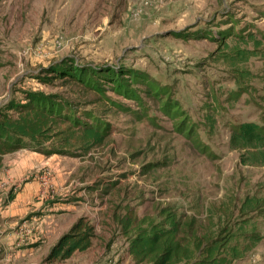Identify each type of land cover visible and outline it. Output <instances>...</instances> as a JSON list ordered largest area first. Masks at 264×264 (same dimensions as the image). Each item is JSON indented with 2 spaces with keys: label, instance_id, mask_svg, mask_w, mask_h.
<instances>
[{
  "label": "rangeland",
  "instance_id": "rangeland-1",
  "mask_svg": "<svg viewBox=\"0 0 264 264\" xmlns=\"http://www.w3.org/2000/svg\"><path fill=\"white\" fill-rule=\"evenodd\" d=\"M238 51L247 59L230 64ZM72 65L111 68L141 101L109 82L97 101L53 77ZM146 79L162 88L158 101ZM30 94L66 100L110 131L86 155L74 148L72 173L46 194L80 202L96 227L92 247L47 263L42 243L14 264H136L120 224L129 210L157 218L169 206L205 218L224 202L237 214L245 195L264 196V0H3L0 112ZM234 264H264V239Z\"/></svg>",
  "mask_w": 264,
  "mask_h": 264
},
{
  "label": "trees",
  "instance_id": "trees-1",
  "mask_svg": "<svg viewBox=\"0 0 264 264\" xmlns=\"http://www.w3.org/2000/svg\"><path fill=\"white\" fill-rule=\"evenodd\" d=\"M253 41L259 47L260 41ZM246 59L243 51H238L228 61L236 64ZM53 73V77L59 76L71 84L81 85L85 91L95 92L97 101H102L99 99V93L103 95L101 85L108 82L114 91L122 92L125 97L130 96L136 102L142 99L124 82L123 76L111 68L97 70L72 65L54 68ZM131 79L137 77L134 75ZM139 83L147 88L146 95L154 101L163 94L162 88L148 79ZM26 101L9 113L0 112V162L5 154L21 149L70 156L76 148L84 151L79 155H86L101 146L110 131L108 124L101 125L97 117L89 116L86 111L79 114L80 110H75L66 100L61 102L62 99L55 100L52 96L30 94ZM163 108L170 117L179 113L178 107L171 111L169 105ZM66 123L70 125L62 128ZM235 210L236 205L225 202L210 208L205 218L169 206L161 208L157 218H139L129 210L120 224L129 244V254L136 264H234L264 239L257 222L264 218V196L247 194L240 201L237 214ZM95 237V225L87 217H81L52 247L45 261H64L76 252L87 251Z\"/></svg>",
  "mask_w": 264,
  "mask_h": 264
},
{
  "label": "crops",
  "instance_id": "crops-1",
  "mask_svg": "<svg viewBox=\"0 0 264 264\" xmlns=\"http://www.w3.org/2000/svg\"><path fill=\"white\" fill-rule=\"evenodd\" d=\"M68 156L21 149L2 157L0 264H14L20 257L27 259L28 250L42 243L48 245L49 252L79 218L91 219L80 210V202L68 194L56 200L46 198L51 186L63 185L58 178L61 172L72 173L66 169L68 159H73Z\"/></svg>",
  "mask_w": 264,
  "mask_h": 264
}]
</instances>
